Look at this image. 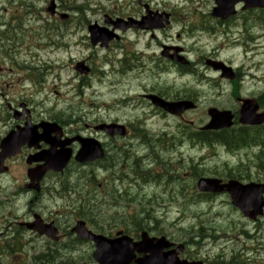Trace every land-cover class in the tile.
<instances>
[{"label":"rangeland","instance_id":"rangeland-1","mask_svg":"<svg viewBox=\"0 0 264 264\" xmlns=\"http://www.w3.org/2000/svg\"><path fill=\"white\" fill-rule=\"evenodd\" d=\"M101 1L102 3L106 2V0ZM82 2H87V0H71V5H77ZM179 2L181 3V7H179L180 12L178 15L184 17V19H182L183 23L187 26L199 23L201 13L189 7L191 6V2L186 0H179ZM120 4L121 3H119V5ZM43 6L44 5H41V7ZM128 9L131 12L132 6ZM121 12V10H117V15ZM105 14L104 11H99L96 14H90L88 12L87 18L88 21L93 24L97 22V20L104 18ZM251 16L255 19L252 18L250 20L249 29L244 31L243 38L244 40H247V35L251 38V34L254 35L259 41L256 50L251 53V56H249L250 59L246 58L244 51H242L241 48H232L228 51L227 55L235 64L242 66V69L244 68L246 71L247 67L253 68L255 66L251 71L264 79L263 18L257 13L251 14ZM40 24L43 25L42 22ZM27 25L28 24H26V26ZM84 34L85 30L80 29L77 35H82L83 37ZM122 35L125 39L129 36V33ZM68 39L69 38L60 39L56 36L41 39L40 49L35 47V45L38 44V42H36L37 40L32 41L26 35H24L23 38L22 35L20 36V41L24 45L23 48L18 42L4 44L3 41H0V120H5L7 115H9L7 129L14 128L15 120L12 117L8 105L10 104L12 107H15L21 102H27L29 103V107L32 108V118L34 121H40L41 119L52 120L51 118L58 117L59 121H63L67 124V120H70L72 122L71 126L69 124L64 126L65 131L69 135L77 133L78 130L84 132V128L88 127L87 125H95L104 121L108 123L118 122L126 126L128 122H130L135 125H131L132 129H134V127L137 129V122L135 119L143 116L141 110H138L135 105L127 106L125 104L132 99L130 98V95L134 97V103L137 104L138 107L142 103V96L139 95L143 93L141 79H132L131 83H128L127 74L131 76V78L133 76L127 71V73L123 71L121 67H119V62L115 59H109L112 63L107 64L105 61H109L107 60L108 55L103 54H108L109 52L107 50H105V52H99V49L95 50V48H92L90 40H88V50H84L82 47H75L72 50V54H68L70 46L65 48L67 44L70 43V41H67ZM50 40L59 43L55 46L45 44V42H49ZM32 44H34V46H32ZM81 57L89 58V64L92 65L94 69L92 75L96 74L91 79L92 85L89 86V88L78 86L83 78L76 74L74 70V61L81 59ZM31 67L34 72L29 73L27 70ZM120 75L125 76V78H121ZM209 79H211L212 82L209 81ZM242 79L244 80L245 77L242 76ZM118 80L120 82H118ZM176 80L177 84L181 85L185 91L198 93L201 100H205L203 101L204 103L211 100L216 101L217 99H220L221 101H223V99L225 100L226 96H221L217 92L219 88L216 89V84L213 83L214 80H216L215 78H208L205 81L206 85L197 86V88L188 84L196 83V80L188 78V76L177 77ZM30 81L34 82V84ZM145 83L152 84L153 81L152 79L146 78ZM128 84L130 86H128ZM243 85L250 93H254L253 91L264 90V81L259 82L247 79ZM227 88L229 90L230 87L227 86ZM148 89H151V87ZM225 92L228 93L226 90ZM232 99L235 100V98ZM200 112L201 108L191 113L188 116V123L191 121H194V124H196V122L200 123L204 118L202 114L200 115ZM78 116L81 118H78ZM79 119L81 121H76L74 124V120ZM170 121H173L171 125ZM179 125L178 120L170 119L169 117L165 119V116H163L162 118L156 117L153 120H149L144 126H142L146 128L148 139L152 140V142H154L159 135H162L164 130L172 133L169 135V138H167V149H158L159 155L162 157L160 162L165 161V168H177L180 165L182 168L178 171V174L185 176L190 167L198 162L203 163L207 169H215L220 168L225 164L242 162L248 165L257 164V156L251 151L240 150L237 154H232L222 146L205 149L199 145L193 144L183 137L178 139L176 138V135L179 134V131H177L176 128ZM2 127L3 126L0 123V142L4 137V133L1 131ZM128 133H130L129 130ZM133 136L134 135L131 133L129 135L127 134L126 138H115L112 141L104 138L103 140H107L109 146V156L107 155V160L112 159L110 156L112 151L116 154L120 152L117 156V162L119 163L117 167L118 169H121L123 165H127L130 172H135V170H141L139 167L140 164H144L142 168L147 170L148 166L153 164V162L150 159L142 158L139 160V163H137L136 158L143 153L142 151L145 150V154L151 153V150L147 145H142L141 141ZM125 148L129 150L128 156H124ZM27 156L28 152H25L21 157L8 163L10 164L11 170L7 177L6 186L9 190H7L8 196L4 197L3 200L6 202L7 207L3 210L2 218L0 219V227H3L5 230L7 224L9 225V230L11 222L16 219L24 218L23 215L29 214L32 209L35 210V212L42 213L47 218H51L55 222L57 221V224L61 226L60 228L62 232H64L69 226L72 228L79 219L72 216V211L75 207L84 210V213L88 214L90 221L89 227L91 229L95 231L98 230L104 234H112L116 233L118 230H123L125 225L122 220L123 217H129L132 214V211L138 208V204L136 203L116 202L110 192L105 191V189L111 190L113 188V184L109 183L112 181L107 178L108 173L105 169H100L93 164L79 165L74 163L62 176L47 175L49 176L45 182L47 187L44 188L43 192L37 196L32 204L29 203V196L27 198L25 196H20L19 199L13 200L11 199L13 194H18L19 187L26 181L25 158H27ZM201 158L202 160H200ZM166 163L168 164L167 166ZM116 171L119 172V170ZM120 174L125 175L124 172H120ZM171 174L175 176L176 171L172 169ZM138 175L140 174L129 178L133 181L128 184L127 187L118 186V191L121 188L128 189L129 196L134 195V198L142 201V203L145 204L142 205L141 208V211L143 212L142 215L144 216L150 211L149 207H151L153 209L151 219L154 220L157 218V220L160 221L159 227L162 229L163 233H168L170 235L173 234L177 240L191 241L193 237L192 234L189 232L178 231L177 227L172 225V222L178 218H183L184 215L186 219H183L178 225H182L185 228L194 225L193 216L196 211H200L201 206H197L194 203L193 193L188 191L185 192L186 195H181L178 191L179 187L176 182L175 184L164 183L162 186H156L155 184L148 185L147 183L146 185H140L137 177ZM262 175L264 176V172H262ZM193 176L196 177L198 175L194 174ZM67 181L69 182L67 185L71 186L69 189L70 191L60 189ZM191 182H193L192 178L191 180H188V183ZM114 184L117 185V181H115ZM54 185L57 186L56 188H58L57 190L60 193H57L55 196L50 194L53 191L52 189L50 190V187ZM103 187L105 189H103ZM61 192H63V195ZM119 193H121V191ZM172 197L175 198L177 202H165V199L169 200ZM184 198L189 199V202L186 205H184ZM148 201H150V203H147ZM220 204L221 202L219 201L217 205ZM116 207H119V212L116 211ZM12 210L13 213L19 211L20 215H11ZM218 210L219 209H217V211ZM222 211L223 212L220 213L227 216L223 217L220 215L215 217L214 220L217 221V228H220V225H224L229 218L230 221L233 220L243 227L242 222L239 220V215L229 214L231 213L229 208L223 209ZM6 216L8 217V221L7 223H4ZM208 217L212 218L213 215L210 214ZM127 221L132 225L129 220ZM146 222L152 227L150 229L154 230L153 225L155 223L149 220H146ZM206 230L208 234H213L209 229ZM222 230L223 229H219V232H222ZM261 232L264 234V223ZM69 234L71 236L70 240L65 239V236L59 247L63 248L62 252L65 254L69 251L67 246L71 240L73 245L77 244L74 243L75 240L73 239L72 234ZM208 234L201 233L203 241L205 239L208 240L210 236H214ZM27 238L28 236H26L25 241ZM35 241L37 243H35ZM35 241V246L37 245L36 248L34 249V246H32L33 250L29 252H24V249L19 246L23 249V257H20L22 256L21 254L13 258L10 254L12 252L9 249L6 250L5 246L2 247L1 250L6 253H3L4 255L1 257L0 264H33L32 256L34 253L37 254L43 251L49 245L53 246V242L45 238L40 237L37 240L35 239ZM234 244L235 243H233L232 246ZM247 244L254 246V243ZM228 249L233 250L232 247ZM93 251V246L90 243L78 245L77 252L71 251L68 253L69 256L73 258L68 260L67 264H93ZM255 252L256 251L253 250L251 253H247V257L250 256L248 258L252 261L251 264H264V260H262L264 259V247L262 251ZM223 257L228 259L230 256L224 255ZM220 260L223 264H233L234 262H237V260L224 261L221 258Z\"/></svg>","mask_w":264,"mask_h":264},{"label":"flooded vegetation","instance_id":"flooded-vegetation-1","mask_svg":"<svg viewBox=\"0 0 264 264\" xmlns=\"http://www.w3.org/2000/svg\"><path fill=\"white\" fill-rule=\"evenodd\" d=\"M153 1L154 0H106V4L113 8L112 12L115 16L112 17H128V21L122 18H117V20H113L112 18H106L104 20V18H102L101 20H97V22H95L99 23L100 25L107 24L106 28L117 35L115 38L113 34L114 38L110 40L106 46L99 44V47L96 46L95 50L100 49V47H104L103 50H107L109 53H112L114 59L119 62V67L123 66L130 68V72H133L135 76L151 77L159 76L161 73H164V71H161L163 63H157L158 69L151 67L150 63V59H162V57L165 60H169L168 57L164 55V52H167L168 55L175 53V51H180L181 54H189V51L184 46L186 41L182 40L183 34L196 36L198 41H201L204 38L226 39L230 34V32L226 30L217 29V26H222L220 22L222 21L221 19L215 20L211 17V13L222 9V6L218 4V0H186L191 2V6H189L191 9H195L201 13V18L197 24H192L189 26L184 25L182 31L177 29V23L181 24L183 22L182 19H184L183 16L180 17L178 15V8L181 7V3L178 1L170 2L169 0H162L163 2H167V5L174 9L168 8L163 3L160 4L159 8H154ZM228 1L234 3L235 9L237 11V15L235 17H238L240 13L250 11V9L254 11L258 10V8H245L246 2L249 0ZM52 2H55L54 9H52ZM119 3L121 4L119 5ZM41 5L44 6L41 7ZM93 6H95V8H92ZM131 6L132 10L130 12L128 8ZM104 10H106L105 6L101 2H97L95 5L84 2L82 6L76 7L69 5L65 0H0V27L5 28L1 31V37L4 39V44L18 42L23 48L24 45L20 41V36L22 35L23 38L24 35H26L32 41L37 40L36 42H38V44L35 45L37 49L41 48V39H45L50 36H56L60 39L69 38L67 41H70V43H68L65 48L70 46L68 49V54L71 55L72 50L75 47H82L84 50L89 49L88 27L91 22H89L87 18L88 11H90L91 14H96L97 12ZM117 10H121L123 12L117 15ZM126 12L127 16H125ZM41 22L43 25L40 24ZM26 24L28 25L26 26ZM122 25H126L125 29L122 28ZM80 29L85 30L83 37L82 35H77ZM126 33H129L130 37L128 36L124 39L122 34ZM58 43L59 42H55L53 40L45 42V44H51L52 46H55ZM91 45L92 48H94L93 44ZM32 46H34V44H32ZM77 60H86L85 62H87L89 58L81 57V59ZM27 71L29 73L34 72L32 67ZM238 80L239 82L243 81L242 75L238 76ZM148 87H151L152 90L155 86L146 84L142 86V89L146 90ZM159 94L172 99L191 98L184 97V95L179 93L174 95L163 93ZM260 100V97H258L256 101L259 102ZM148 101V103H151L150 100ZM235 111L237 112V110ZM78 118L81 117L78 116ZM76 121L80 122L81 120H74V124ZM68 124L71 126L72 122L70 120H67V124H65L63 121L60 122V125L63 127L67 126ZM137 130L138 129H136V131ZM65 136L73 135H68V133H66ZM226 139V136L221 138V140L224 141H226ZM147 140L150 139L143 137L141 144L147 145L150 149L149 145L146 143ZM73 144L76 148L77 144H75V142ZM43 145V149L47 148V145ZM142 152L143 153L138 157L139 160L142 158L150 159V153L144 154L145 150ZM32 153H34V151H32ZM235 175L237 178L241 179L245 177L244 175H240V170H238V173L236 174L227 173V171H224V173L217 174L216 177L218 176L219 178H222L224 182H227L234 179L231 176ZM5 177L6 175H0V181ZM198 177L199 176H192L191 178L193 181H195ZM241 179L238 180L247 182V180ZM197 194L201 197L205 195L201 193ZM218 197L228 196L227 194L223 193L208 194L207 198H210L211 201H214ZM28 219H31V216H29ZM207 229L213 232L212 226L208 227ZM31 234L36 235L35 232H31ZM3 235L4 230L1 228L0 237ZM6 238V236L0 238V242L6 245V250L9 249L11 244L20 246V242L13 243L10 241L8 243ZM183 241L190 242V240ZM214 241L215 235L210 236V238L207 240L208 245L214 246ZM0 251L2 250L0 249ZM181 256L192 260L190 258L195 256V253L191 249H186L181 254ZM223 256L224 254L221 253L220 257L223 258ZM220 257H215L212 264H223V262L220 260Z\"/></svg>","mask_w":264,"mask_h":264},{"label":"water","instance_id":"water-1","mask_svg":"<svg viewBox=\"0 0 264 264\" xmlns=\"http://www.w3.org/2000/svg\"><path fill=\"white\" fill-rule=\"evenodd\" d=\"M256 109L257 107L252 104H248L244 107L242 121L253 124L264 122V114L255 115ZM210 113L212 115V122L209 125L210 128L229 127L232 125L231 112H219L213 109ZM41 126L44 127L45 130H48V126H56V124L45 122ZM29 133L35 135L28 136ZM42 138H44L43 134H36L32 126H30V122L26 123L25 128H19L18 131H13L6 138L4 142L7 144L3 147V152L0 154V162L18 153L21 145L24 144L25 141L38 142V140ZM81 152L79 153V157H77V159L81 161L95 159L103 155L100 148L90 157L83 156ZM58 154L60 153L55 152L54 148L51 147L48 152L40 156V160H44L47 164V167L44 165L43 168L40 169V176L46 172V168H53L59 171L65 167L70 158V153L64 156H58ZM217 183L218 182L215 181L210 182L209 180H202L200 186L201 189L206 191H216L220 190L218 187H215ZM221 189L228 190L232 193L233 203L240 206L246 215H249L248 211L250 207L255 208L252 214L263 213L264 185L250 184L239 187L235 185H226ZM75 231L78 233L79 237L91 239L95 242L96 250L93 256L99 264H131L133 261L136 264H189L187 262H180L174 252H164V249L171 245L165 237H150L147 232H144L142 234V239L138 242H134V240L127 235L120 236L121 232H119L117 238L111 239L88 230L85 222H79ZM136 253H143L144 256L137 259Z\"/></svg>","mask_w":264,"mask_h":264},{"label":"bare ground","instance_id":"bare-ground-1","mask_svg":"<svg viewBox=\"0 0 264 264\" xmlns=\"http://www.w3.org/2000/svg\"><path fill=\"white\" fill-rule=\"evenodd\" d=\"M260 97V101L259 102H257L256 101V103H257V105L259 106V107H263L264 108V91H262V93H261V95L259 96ZM221 142H225L224 140H221ZM146 143L149 145V147H150V149H151V153H150V160L153 162V164H156V163H161L160 165L161 166H163V164L165 163V161L164 162H160V160H161V156L159 155V150L158 149H160V148H158V146H157V143L154 141V142H152V140H147L146 141ZM173 160H174V158H173ZM168 161V160H167ZM136 162L137 163H139V158H136ZM174 162V161H173ZM168 164L166 163V166H167ZM144 166V164H140V168L141 167H143ZM172 166V165H171ZM144 169V168H143ZM136 171V173L137 174H140V175H138L137 177H138V180H139V184L141 185V184H146V183H150V182H152V181H154L157 177L155 176V175H153V174H151L149 171H148V169L146 170V169H144V170H142V168H141V170H135ZM165 171H166V177H170L172 174H171V170L169 169V168H165ZM142 174V175H141ZM67 183H69L68 181L66 182V183H64V185H67ZM175 183V182H174ZM73 186V185H72ZM57 187V186H56ZM59 187V186H58ZM166 187V186H165ZM74 188V187H73ZM58 189V188H57ZM50 190H51V188H50ZM65 192V191H64ZM63 192H61V194H62ZM51 194V193H50ZM60 194V193H59ZM63 195V194H62ZM61 195V196H62ZM53 196V195H52ZM134 196V195H133ZM48 199V198H47ZM50 200V199H49ZM93 201V200H92ZM61 202V201H60ZM55 203V202H54ZM78 203V202H77ZM98 203V202H97ZM103 203V202H102ZM91 204V203H90ZM99 204H101V203H99ZM57 205V204H56ZM86 205L88 206V204L86 203ZM94 205V204H93ZM55 206V205H54ZM79 206V205H78ZM52 207V206H51ZM97 208V207H96ZM100 208V207H99ZM98 208V209H99ZM87 209V208H86ZM58 211V210H57ZM49 212V211H48ZM104 212V211H103ZM49 213H51V212H49ZM86 214V213H85ZM108 214V213H107ZM143 214V213H142ZM95 215V214H94ZM53 217H54V215H53ZM89 216L87 215V217L86 218H88ZM92 217V216H91ZM95 217V216H94ZM93 218V217H92ZM62 219V218H61ZM69 219V218H68ZM141 219H142V217H141ZM145 219V218H144ZM63 221V220H62ZM98 223V222H97ZM65 224V223H64ZM97 225V224H96ZM144 225V224H143ZM61 227V226H60ZM70 227V226H69ZM65 228V227H64ZM94 228V227H93ZM65 232V235H66V237H68V238H66L65 237V239H68V240H70V238H71V236H70V234H69V232L67 231V230H65L64 231ZM74 239V238H73ZM209 239V238H208ZM74 241V240H73ZM12 242L13 243H17V242H20V247H22L23 249H24V252L26 251V252H29V251H31V250H33V245L28 241L27 242V240H26V242L25 243H23V242H21L20 240H15V241H13L12 240ZM62 242V241H61ZM37 243V242H36ZM74 243H76V241H74ZM63 244V243H62ZM66 244V243H65ZM64 244V245H65ZM19 245V244H18ZM67 245V244H66ZM212 245V244H211ZM254 245V244H253ZM37 246V245H36ZM19 246H16V245H10L9 246V250L12 252V253H10L11 255H12V257L14 258L15 256H18V255H21L22 254V256H20V257H23L24 255H23V249L22 248H20ZM43 247V246H42ZM263 247H264V243H261V244H259L258 246H257V249L258 250H262L263 249ZM67 248H69V251H68V253L69 252H71V251H75V252H77L78 251V244H76V245H73V243H72V240L69 242V244H68V246H67ZM34 249H35V247H34ZM62 249L63 248H58V247H51V246H48V247H46L43 251H41V252H39V253H37V254H33V256H32V263L33 264H63V263H65V264H67V261L68 260H70V259H72L73 257H70L69 256V254L68 253H63L62 252ZM37 250V249H36ZM2 253H6L5 251H1ZM16 252H18V253H16ZM261 253V252H260ZM3 254V255H4ZM82 254V253H81ZM220 254L221 253H218L217 255H216V257H220ZM2 255V256H3ZM79 256V255H78ZM82 256V255H81ZM80 257V256H79ZM84 257V256H83ZM87 257V256H86ZM85 257V258H86ZM248 257H250V256H248ZM221 258V257H220ZM221 259H223L224 261H226V260H237V262H234L233 264H239V260H238V258L236 257V256H230L228 259H226V258H221ZM250 259V258H249ZM0 260H1V257H0ZM65 260V261H64ZM214 260H212L211 262H210V264H212V262H213Z\"/></svg>","mask_w":264,"mask_h":264},{"label":"trees","instance_id":"trees-1","mask_svg":"<svg viewBox=\"0 0 264 264\" xmlns=\"http://www.w3.org/2000/svg\"><path fill=\"white\" fill-rule=\"evenodd\" d=\"M212 134L213 133L200 131L197 135V138L201 141H210V139L212 138ZM258 134L263 136V139H264V131H262V133H258ZM251 135L252 134H248V135L244 134L240 138L238 136L234 137V138H229L227 145L229 147L230 146L234 147V149H237L238 147H242V146L243 147L251 146V144H250L251 143ZM193 136H195V135L192 134V137ZM259 138L260 137H257L256 140L259 141ZM262 143H264V140L262 141ZM256 155H257L258 163L264 164V148H263V150L258 151V153ZM130 200H132V201H129V202L139 203L138 199H135L134 197L131 198ZM139 204L141 205V208H142V205H145L143 203H139ZM116 208H117L116 211L119 212V207H116ZM141 208L135 210L129 217H123L122 220H123V223L125 224L124 227H125L127 232L137 235L138 231L146 229V225L148 224L146 222V220H149V221L152 220V219H150V216L148 214L145 213L147 215V217L142 215L143 212L141 211ZM84 212H85L84 210L80 211L79 215L84 216L86 218L88 214L87 213L85 214ZM149 212H151V210ZM141 217H142V219H141ZM87 219H89V217ZM127 220H129V222H131L132 225H130Z\"/></svg>","mask_w":264,"mask_h":264}]
</instances>
